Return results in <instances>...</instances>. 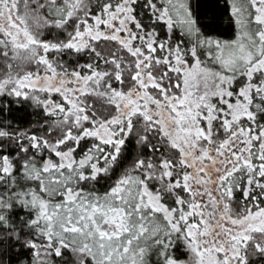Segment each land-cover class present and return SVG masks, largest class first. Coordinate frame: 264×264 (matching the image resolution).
Returning <instances> with one entry per match:
<instances>
[{
  "label": "snow or ice",
  "instance_id": "obj_1",
  "mask_svg": "<svg viewBox=\"0 0 264 264\" xmlns=\"http://www.w3.org/2000/svg\"><path fill=\"white\" fill-rule=\"evenodd\" d=\"M0 264H264V0H0Z\"/></svg>",
  "mask_w": 264,
  "mask_h": 264
}]
</instances>
